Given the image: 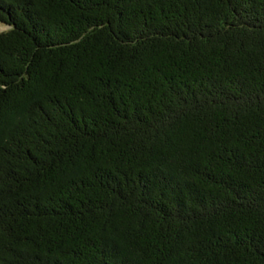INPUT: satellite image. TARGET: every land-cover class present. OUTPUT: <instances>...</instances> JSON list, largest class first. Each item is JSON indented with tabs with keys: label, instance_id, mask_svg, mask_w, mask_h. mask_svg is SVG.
<instances>
[{
	"label": "trees",
	"instance_id": "16d2710c",
	"mask_svg": "<svg viewBox=\"0 0 264 264\" xmlns=\"http://www.w3.org/2000/svg\"><path fill=\"white\" fill-rule=\"evenodd\" d=\"M0 26V264H264V0Z\"/></svg>",
	"mask_w": 264,
	"mask_h": 264
},
{
	"label": "rangeland",
	"instance_id": "374dc122",
	"mask_svg": "<svg viewBox=\"0 0 264 264\" xmlns=\"http://www.w3.org/2000/svg\"><path fill=\"white\" fill-rule=\"evenodd\" d=\"M5 30H7V27H5V26H0V31H5Z\"/></svg>",
	"mask_w": 264,
	"mask_h": 264
}]
</instances>
